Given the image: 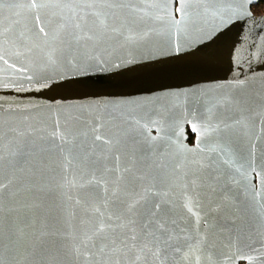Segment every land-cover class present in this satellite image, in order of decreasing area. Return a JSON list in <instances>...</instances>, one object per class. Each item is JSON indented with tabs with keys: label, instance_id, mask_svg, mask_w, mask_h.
Masks as SVG:
<instances>
[{
	"label": "water",
	"instance_id": "obj_1",
	"mask_svg": "<svg viewBox=\"0 0 264 264\" xmlns=\"http://www.w3.org/2000/svg\"><path fill=\"white\" fill-rule=\"evenodd\" d=\"M259 1L0 0V264H264Z\"/></svg>",
	"mask_w": 264,
	"mask_h": 264
},
{
	"label": "snow or ice",
	"instance_id": "obj_2",
	"mask_svg": "<svg viewBox=\"0 0 264 264\" xmlns=\"http://www.w3.org/2000/svg\"><path fill=\"white\" fill-rule=\"evenodd\" d=\"M249 2H252V0H249ZM178 11H179V9H178ZM176 23H179V21H176ZM40 31L43 32L44 29L41 28ZM96 139H97V140H100L101 137H100V136H96ZM94 180H95V178L93 177V181H94ZM3 187H4L3 185H0V189H2ZM113 194H115V193H113ZM257 195H259L258 192H257ZM134 207H135V203L130 204V205H129V211H131ZM157 207H159V206L157 205ZM189 210L191 211V209H189ZM97 231L100 232V233L104 232V225L101 224V225L99 226V228H98ZM133 239H135V237H133Z\"/></svg>",
	"mask_w": 264,
	"mask_h": 264
},
{
	"label": "trees",
	"instance_id": "obj_3",
	"mask_svg": "<svg viewBox=\"0 0 264 264\" xmlns=\"http://www.w3.org/2000/svg\"><path fill=\"white\" fill-rule=\"evenodd\" d=\"M252 9H253V12L255 14L263 13L264 12V0H261L258 3H256L255 5H253ZM189 137L191 139L193 137V135L191 133H189Z\"/></svg>",
	"mask_w": 264,
	"mask_h": 264
},
{
	"label": "flooded vegetation",
	"instance_id": "obj_4",
	"mask_svg": "<svg viewBox=\"0 0 264 264\" xmlns=\"http://www.w3.org/2000/svg\"><path fill=\"white\" fill-rule=\"evenodd\" d=\"M193 139H194V136L191 138V142L193 141Z\"/></svg>",
	"mask_w": 264,
	"mask_h": 264
}]
</instances>
